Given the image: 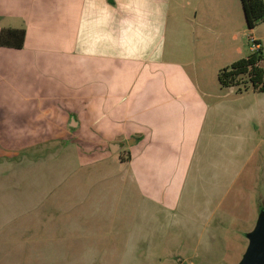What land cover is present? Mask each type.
I'll use <instances>...</instances> for the list:
<instances>
[{
  "label": "crops",
  "instance_id": "1",
  "mask_svg": "<svg viewBox=\"0 0 264 264\" xmlns=\"http://www.w3.org/2000/svg\"><path fill=\"white\" fill-rule=\"evenodd\" d=\"M246 26L241 0H0V233L25 228L31 212L24 199L9 207L12 188L39 180L41 194L30 198L36 223L58 214L50 207L62 199L53 189L58 170L43 171L41 153L25 152L40 146L47 122L79 125L68 108L41 122L43 67L65 66L73 87L88 79L79 68L107 65L88 56H107L117 74L131 75L117 92V103L129 100L117 115L118 160L89 181L69 180L73 162L65 163L69 224L117 221L128 264H238L264 217V91L222 87L218 74L251 52L250 35L264 57V19ZM95 152L83 163L105 157Z\"/></svg>",
  "mask_w": 264,
  "mask_h": 264
},
{
  "label": "rangeland",
  "instance_id": "2",
  "mask_svg": "<svg viewBox=\"0 0 264 264\" xmlns=\"http://www.w3.org/2000/svg\"><path fill=\"white\" fill-rule=\"evenodd\" d=\"M88 60L100 65L105 62L107 65L87 66V68L91 67V70L87 72L79 68L78 74L85 73L88 75V79H76L73 87L66 80L65 66L43 67L41 77L43 86L41 122L43 123L55 115L56 111H65L61 108H68L75 111L73 116H75V121L79 125L75 128L68 126L69 118H58L51 124L47 122L41 135L40 146L32 151H25L28 158H32L31 153L36 155L41 153L43 171L58 170L57 178L59 182H56L53 189H58L54 191V194L61 195L62 199H55L56 206L50 207L54 212L55 210L58 211V214L43 216V220H45L36 223L34 222L35 214H33L35 209L32 208L33 199L30 198H34L35 191L36 195L41 194L42 186L39 180L36 178L37 187L30 186L26 190L24 188L22 190L11 189L12 181L7 184L8 188L11 189L10 194L13 196L9 207L15 208L17 202L24 199L27 205L30 204L31 209L29 211L31 212H29V216L26 215L21 218V222L25 223L27 221L25 228L15 229L12 226L13 223L0 233L2 238L0 241L4 243L2 246L0 245V264H128L125 260L129 251V248L124 246L126 242L125 232L120 231V229L117 230V221H107L105 224H99L96 222L99 220L95 218L91 222L88 221V218H83L81 224L71 223L70 225L69 220L72 217L65 212L67 211L66 199H64L66 188L64 180L65 163L73 162V166L68 172L69 180L85 176L87 177L86 180L89 181V178L95 176L94 171L97 168L108 167L111 161L118 160V156L112 151L111 144L118 141L117 127L120 132L122 131V125L117 124V115L128 109L129 106L127 98L123 102L117 103V92L122 94L123 90H128V86L130 87V73L120 72L117 74V66H108L111 61L107 56L91 55L88 56ZM94 68L95 71H93ZM9 80L18 81L17 71L14 73V70L11 69ZM50 87L53 91L52 94L44 96L45 88ZM69 90H72V92H69ZM82 93H87L88 97L72 100L71 96L73 94ZM104 94L110 95V98L108 101L102 102L99 100L98 95ZM77 97L79 96L75 98ZM46 110H49L48 114H45ZM121 136L120 139L129 142L128 134ZM26 137L32 138V136ZM91 145L104 147L105 150H100L99 153L89 151ZM72 148L78 150L77 152L73 151L74 157L71 154ZM94 152L97 154L95 155L97 158L100 153L101 157L103 154H105V157L98 158L93 163L87 160V156H84L85 161H88V163H83L82 154L90 157V154ZM115 153H117V150ZM49 157L57 158L58 164L50 163L51 159ZM17 158L19 157L11 156V160H18ZM89 163L91 164L88 165ZM12 171H8V175H14ZM43 179L46 183L47 176L43 175ZM87 185H90V183ZM23 191L25 192L23 193ZM46 201L39 207L47 206ZM5 205L7 206V203ZM13 227L15 230H12ZM8 229L11 230L7 234L5 231ZM226 260L227 264H236L229 257Z\"/></svg>",
  "mask_w": 264,
  "mask_h": 264
},
{
  "label": "trees",
  "instance_id": "3",
  "mask_svg": "<svg viewBox=\"0 0 264 264\" xmlns=\"http://www.w3.org/2000/svg\"><path fill=\"white\" fill-rule=\"evenodd\" d=\"M247 27L254 29L264 19V0H241ZM263 45L230 66L222 68L218 77L222 87H237L239 92L249 89L264 91Z\"/></svg>",
  "mask_w": 264,
  "mask_h": 264
},
{
  "label": "water",
  "instance_id": "4",
  "mask_svg": "<svg viewBox=\"0 0 264 264\" xmlns=\"http://www.w3.org/2000/svg\"><path fill=\"white\" fill-rule=\"evenodd\" d=\"M115 152L119 145L111 144ZM238 264H264V217L259 222L255 232L250 236V243L243 258Z\"/></svg>",
  "mask_w": 264,
  "mask_h": 264
},
{
  "label": "built area",
  "instance_id": "5",
  "mask_svg": "<svg viewBox=\"0 0 264 264\" xmlns=\"http://www.w3.org/2000/svg\"><path fill=\"white\" fill-rule=\"evenodd\" d=\"M249 46L251 52L257 51L261 47V42L257 40L253 35L249 36Z\"/></svg>",
  "mask_w": 264,
  "mask_h": 264
}]
</instances>
